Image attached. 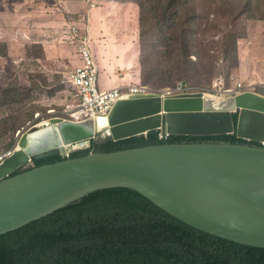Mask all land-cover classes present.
<instances>
[{
	"label": "water",
	"instance_id": "1",
	"mask_svg": "<svg viewBox=\"0 0 264 264\" xmlns=\"http://www.w3.org/2000/svg\"><path fill=\"white\" fill-rule=\"evenodd\" d=\"M245 112L264 116V95L254 91L228 98L202 92L171 97L148 93L118 101L101 122L52 118L32 127L0 163V235L96 191L121 187L137 191L201 231L264 248L263 145L197 141L66 156L67 148H88L99 133L120 141L151 131L217 136L237 130L239 137L262 144L263 123L257 124L258 137L240 134ZM235 113H239L237 126ZM58 156L63 160L13 175L33 159Z\"/></svg>",
	"mask_w": 264,
	"mask_h": 264
},
{
	"label": "trees",
	"instance_id": "2",
	"mask_svg": "<svg viewBox=\"0 0 264 264\" xmlns=\"http://www.w3.org/2000/svg\"><path fill=\"white\" fill-rule=\"evenodd\" d=\"M194 1L198 0H160L156 4L157 10L152 12L147 4L132 0L140 5L144 14L153 16L151 26L161 29L170 44L183 43V52L187 57L185 42H188V23L196 18V9L190 3ZM1 8L2 0L0 10ZM225 24L229 29L235 26L238 30L235 19ZM140 28L143 35L141 22ZM0 43L2 57L6 49L4 43ZM32 75L35 76L31 83L16 87L8 85L9 89H24L27 94L25 100H28L34 90H45L48 87L47 76ZM49 79L57 80L61 86L59 94L64 97L67 88L63 82L64 76L57 74ZM5 85L0 86V97L10 93ZM28 103L38 107L32 99ZM32 114L33 112L29 117ZM238 119L239 113H235L236 126ZM20 120L14 115L0 120V138H6L4 136L9 133L12 136L5 145V150L14 147L15 135L24 127L17 124ZM159 134V131H151L147 135L114 141L110 136L99 133L90 141L88 148L73 151L70 158L164 143L226 141L262 145L261 142L239 137L237 130L233 134L217 136L170 135L163 140ZM61 160L63 158L60 156L44 160L33 159L28 168H21L13 175ZM128 263L264 264V248L236 243L201 231L167 213L137 191L121 187L96 191L84 197L81 202L0 235V264Z\"/></svg>",
	"mask_w": 264,
	"mask_h": 264
},
{
	"label": "rangeland",
	"instance_id": "3",
	"mask_svg": "<svg viewBox=\"0 0 264 264\" xmlns=\"http://www.w3.org/2000/svg\"><path fill=\"white\" fill-rule=\"evenodd\" d=\"M35 1L37 0H4L5 10L0 13V41L9 40L15 44V48L18 45H20L19 47L24 45V52H27V57H24L25 59L22 61L23 64L13 59V63L7 65L0 59V86L5 85L8 81L5 86L10 90V93L0 97V120L14 115L21 119L17 124L24 125L21 131L15 135L16 142L13 148L5 150V145L12 137L11 133L4 136L6 138H0V158L8 152H14L21 136L26 134L29 129L61 116L59 112L52 111H60V105L64 99L59 94L61 86L56 79L48 78L49 85L45 90L37 89L31 94L28 100L32 99L38 107L31 106L28 100H25L27 94L24 93V89L12 90L8 87V85L11 87L25 85L24 83L28 81L31 83L35 76L32 75L34 66L39 63L37 59L39 57L41 58L38 60L43 59L40 47L35 45L29 47V43L13 30L10 23L13 14V17H16L15 14H17L25 19L23 14ZM92 1L101 6L105 2H116L118 3L116 7L120 8L119 12L113 11L116 13L114 19L109 18L108 22L102 17H97L98 9H95L93 14L92 30L94 32L96 29L100 35V37L94 35L91 41V54L98 66L99 89L103 88V85L108 86L115 78L127 84L126 87L136 84L135 74L136 72L137 76L139 74V61L137 60L138 46L134 38L137 36L138 22L139 25L141 22L143 24L142 31L145 34H141L139 40L143 85L138 81L139 85L135 86H145L150 92L159 94L182 82L195 91L202 92L215 89L213 83L216 79L223 78L226 85L230 87H235V83L238 81H244L253 85L254 92L264 94V0H198L190 2L196 9V18L188 23V42H185L188 57L184 55L183 43L170 44L168 37L161 29L151 26V23L154 22L153 16L144 14L139 4L133 3L132 0ZM139 1L147 4L149 10L155 12L156 4L160 0ZM82 4V13L85 14L87 5L83 1ZM73 6L79 10L80 1L73 2ZM89 6L91 7V4ZM231 19H235L238 30L235 26L230 29L225 27V23ZM23 29L27 31V37L32 39L26 23L21 24L20 32ZM105 29L107 31H104ZM122 30L124 32L119 37ZM64 32L65 30L60 33L62 38L66 35ZM122 36L126 37V41H123ZM182 38H184L183 35ZM71 39L75 40L73 35L71 38L66 35L68 43L71 42ZM69 44L73 53L82 62L78 50L79 43ZM14 52L19 53L20 48ZM239 52L242 54L241 56H239ZM42 61L51 68L50 64ZM3 69H7L5 73L2 72ZM31 112L33 114L29 117ZM256 115L264 120L263 115ZM9 123L12 124V122ZM103 136H105L104 133ZM78 148L79 146L72 147L71 153L79 150ZM31 164L32 161L25 168Z\"/></svg>",
	"mask_w": 264,
	"mask_h": 264
},
{
	"label": "crops",
	"instance_id": "4",
	"mask_svg": "<svg viewBox=\"0 0 264 264\" xmlns=\"http://www.w3.org/2000/svg\"><path fill=\"white\" fill-rule=\"evenodd\" d=\"M14 1V0H12ZM80 1L81 7L79 10L73 6V2ZM82 1L87 5V10L85 14H83V4ZM118 3L116 2H105V4L101 5H95V6H89L88 2L86 0H37L35 3H33L30 7L27 8L25 13L23 14L25 19L19 17L17 14L16 17L11 16L10 23L12 24L13 30L18 33V35L22 36L23 40H26L29 43V47L38 46L43 52L42 60H44L46 63L51 65V68L48 67L42 60H38L39 62L33 69L32 74H42L50 78L51 76L57 75V74H64L68 71L72 70L75 66H78L81 64V60L78 56H76L72 49L71 45L69 43H78L76 40H72L71 42H67L66 35L72 36V33L70 32V28L75 26L79 28L81 34H86L89 36L90 39V45L92 47L91 41L93 40V36L100 37L98 31L95 29L93 32L92 30V19L95 9H98L96 12L97 17H102V19H105L107 22L109 21V18L114 19V14H116L113 11L120 10L119 7H116ZM101 6V7H100ZM4 0H2V8L0 10V13L4 11ZM83 14V15H82ZM18 16V17H17ZM24 20V21H22ZM1 22V21H0ZM26 23L28 26V31L31 33L32 39H29L26 35V30L23 29L20 32V26L21 24ZM117 23V22H115ZM102 27V26H101ZM87 28L88 31L85 29ZM65 30L64 38L61 37L60 33ZM104 31H107L106 29ZM124 31L122 30L119 34L120 35ZM103 36V35H102ZM140 36H141V28L138 22V28H137V36H135L134 41L137 43L138 46V56L137 60L139 61V68H138V76L137 72L135 74V80L136 84L138 81L141 85L142 83V66L140 63ZM123 41H126V37L122 36ZM73 41V42H72ZM1 42V41H0ZM4 48L6 49L5 54H3L0 59L5 64H12L13 59L17 60L22 63V61L25 59L24 57H27V52H24V45L17 48H15V44H12L11 41L6 40L3 42ZM78 45V44H77ZM20 48L19 53H15L14 50L18 51ZM242 54L239 52V56ZM253 59V56H252ZM254 62V60H253ZM46 70H45V69ZM7 69H3L2 72H6ZM120 73V71H118ZM18 78L20 79V76L18 74ZM219 79V78H218ZM22 80V79H21ZM217 80V79H216ZM21 82V81H20ZM245 83L244 81H240ZM8 81L6 82V84ZM26 84L29 83L25 82ZM246 85H251L247 84ZM125 83L118 79H114L108 86L103 85L102 90H112L116 88H122L126 87ZM260 85V84H259ZM253 87V85H251ZM263 86V85H260ZM255 91V90H254ZM258 93V92H256ZM65 96L63 97V101L60 105V111L52 110L55 112H61L63 109V104L68 99L67 95L68 93H64ZM264 95V94H262ZM62 99V97H60ZM61 114V113H60ZM244 118L248 119L250 123L256 125L263 123L264 120L260 119L258 115L255 113L245 112ZM264 127V125H263ZM264 133V132H263Z\"/></svg>",
	"mask_w": 264,
	"mask_h": 264
},
{
	"label": "built area",
	"instance_id": "5",
	"mask_svg": "<svg viewBox=\"0 0 264 264\" xmlns=\"http://www.w3.org/2000/svg\"><path fill=\"white\" fill-rule=\"evenodd\" d=\"M86 1L91 4V6L96 5L92 0ZM70 30L73 38L79 43L78 50L82 62L80 65L75 66L72 70L63 74V82L67 87L66 92L68 93V99L63 104V109L60 112L61 116L59 118L70 121L107 118L118 101L152 93L145 86H130L112 90L99 89L98 66L91 54L89 36L81 34L79 28L75 26L71 27ZM85 30L88 31L87 28ZM232 80H234V77H232ZM213 85L215 89L202 91V93L214 95L218 98H228L247 91H254L251 85H246L240 81L235 83V87H230L226 85L223 78L217 79ZM197 92L198 91H195L188 85L180 82L173 88H169L159 94L171 97ZM169 136V134H159V137L162 140L167 139ZM262 145L264 146V141L262 142ZM71 151V148H67V157L70 156ZM12 153V151L8 152L5 156L1 157L0 163Z\"/></svg>",
	"mask_w": 264,
	"mask_h": 264
},
{
	"label": "bare ground",
	"instance_id": "6",
	"mask_svg": "<svg viewBox=\"0 0 264 264\" xmlns=\"http://www.w3.org/2000/svg\"><path fill=\"white\" fill-rule=\"evenodd\" d=\"M245 116H243L242 120H241V124H240V134L241 135H248L249 137H258V132H259V127L258 125H254L252 123H250V121L246 118H244ZM102 118H99L98 120H101ZM97 120V121H98Z\"/></svg>",
	"mask_w": 264,
	"mask_h": 264
},
{
	"label": "clouds",
	"instance_id": "7",
	"mask_svg": "<svg viewBox=\"0 0 264 264\" xmlns=\"http://www.w3.org/2000/svg\"><path fill=\"white\" fill-rule=\"evenodd\" d=\"M11 155H12V154H11ZM69 158H70V156H69ZM4 160H5V159H4ZM4 160H3V161H4ZM3 161H2V162H3ZM2 162H1V163H2Z\"/></svg>",
	"mask_w": 264,
	"mask_h": 264
}]
</instances>
